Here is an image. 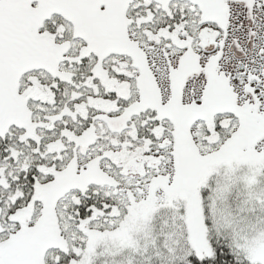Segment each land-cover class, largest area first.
Listing matches in <instances>:
<instances>
[{
    "label": "snow or ice",
    "instance_id": "snow-or-ice-1",
    "mask_svg": "<svg viewBox=\"0 0 264 264\" xmlns=\"http://www.w3.org/2000/svg\"><path fill=\"white\" fill-rule=\"evenodd\" d=\"M221 164L264 174V0H0V264H94L180 199L188 264H236Z\"/></svg>",
    "mask_w": 264,
    "mask_h": 264
},
{
    "label": "rangeland",
    "instance_id": "rangeland-1",
    "mask_svg": "<svg viewBox=\"0 0 264 264\" xmlns=\"http://www.w3.org/2000/svg\"><path fill=\"white\" fill-rule=\"evenodd\" d=\"M247 173L246 167L229 172L223 164L208 175L200 192L208 209L205 219L211 221L216 241L225 242L235 255L248 256L259 264L264 260V174L258 175L256 183L249 186L243 179ZM157 196L163 193L158 192ZM173 203L175 206L169 207L158 200L149 216L154 220L156 215L155 220L159 222L163 254L159 237L147 243L150 234L157 231L149 218L143 219V212L138 210L131 233L135 247L117 248L111 242L101 244L96 250L94 264H177L170 254L182 258L190 246L182 220L185 201L180 199Z\"/></svg>",
    "mask_w": 264,
    "mask_h": 264
},
{
    "label": "trees",
    "instance_id": "trees-1",
    "mask_svg": "<svg viewBox=\"0 0 264 264\" xmlns=\"http://www.w3.org/2000/svg\"><path fill=\"white\" fill-rule=\"evenodd\" d=\"M155 219H156V215L154 217V220L149 218V220H150V222L152 224L151 225L152 228H154L155 231H157L158 234L157 233L156 234H150V237H149L150 240H147L148 244L153 243V238H155V236L159 237L160 241H161V239L163 241L162 236H160L161 235V231L159 229V225H157L159 222L157 220H155ZM162 241H161V244H162V254H163L164 243H162ZM221 242H223V241H217L218 244L221 243ZM187 243L189 244L188 237H187ZM223 245H224V247H226L229 250V254H231L235 258L236 264H245V260H244L243 257L237 256L234 253H232V250L226 245L225 242H223ZM191 252H192V250L190 248L189 252L186 253L185 255H183L184 257H182V258L179 255H177V254H170V255H171L172 258H174L173 261H176L177 264H188V259L187 258H188L189 255H191Z\"/></svg>",
    "mask_w": 264,
    "mask_h": 264
},
{
    "label": "flooded vegetation",
    "instance_id": "flooded-vegetation-1",
    "mask_svg": "<svg viewBox=\"0 0 264 264\" xmlns=\"http://www.w3.org/2000/svg\"><path fill=\"white\" fill-rule=\"evenodd\" d=\"M224 166H226V165H224ZM102 177L104 176V174H100Z\"/></svg>",
    "mask_w": 264,
    "mask_h": 264
}]
</instances>
